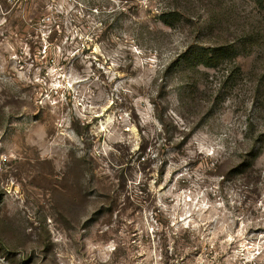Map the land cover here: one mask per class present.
<instances>
[{"label": "rangeland", "instance_id": "374dc122", "mask_svg": "<svg viewBox=\"0 0 264 264\" xmlns=\"http://www.w3.org/2000/svg\"><path fill=\"white\" fill-rule=\"evenodd\" d=\"M0 264H264V0H0Z\"/></svg>", "mask_w": 264, "mask_h": 264}, {"label": "trees", "instance_id": "16d2710c", "mask_svg": "<svg viewBox=\"0 0 264 264\" xmlns=\"http://www.w3.org/2000/svg\"><path fill=\"white\" fill-rule=\"evenodd\" d=\"M121 1H126V3H128L130 0ZM114 11L123 12L124 5ZM183 13L184 12L180 10L179 7H173L167 11H162L159 16L163 24L172 27L175 23H178V21H181L184 18ZM205 23L206 29L211 32L216 30L219 26L218 21H215L213 18L207 19ZM248 35L250 37L252 36L249 33L247 35L244 34L238 44L221 42L213 45H196L194 48L184 52L182 55L183 62L188 65L197 64L205 67H217L222 64H228L230 60L236 58L241 51L246 48L245 41L247 40ZM250 37H248V40ZM233 78L234 77L232 76V79Z\"/></svg>", "mask_w": 264, "mask_h": 264}]
</instances>
